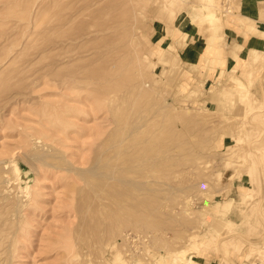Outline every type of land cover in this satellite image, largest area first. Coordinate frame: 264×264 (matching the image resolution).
Returning <instances> with one entry per match:
<instances>
[{"label":"rangeland","instance_id":"1","mask_svg":"<svg viewBox=\"0 0 264 264\" xmlns=\"http://www.w3.org/2000/svg\"><path fill=\"white\" fill-rule=\"evenodd\" d=\"M85 1L0 0V264H264V52L225 69L239 0ZM94 16L110 36L93 39ZM100 157L114 179L82 174Z\"/></svg>","mask_w":264,"mask_h":264},{"label":"bare ground","instance_id":"2","mask_svg":"<svg viewBox=\"0 0 264 264\" xmlns=\"http://www.w3.org/2000/svg\"><path fill=\"white\" fill-rule=\"evenodd\" d=\"M22 1H23V2H26V1L29 2V0H26V1L22 0ZM37 1H38V0H37ZM88 2H89V1L87 0V1H85V2H83V3H88ZM29 3H30V2H29ZM29 3H28V5L33 4V2L30 3V4H29ZM34 3H35V2H34ZM28 5H26V6H28ZM37 5H39V4L37 3ZM37 5H36V7H37ZM109 5H110V4L108 3V6H109ZM31 7H32V6H31ZM36 7H35V8H36ZM29 8H30V7H29ZM32 9H33V8H32ZM85 9L87 10V9H88V6L85 5V7H82L80 10H78L77 15L79 14V16H80L81 11H82V10H83V11H86ZM36 10H37V9H36ZM38 10H39V9H38ZM83 11H82V12H83ZM123 11H124V12H120L119 15H114L112 19H114V21L117 20V19H115V18H121V19L124 18V19H125V17H126V11H125V10H123ZM38 12H39V11H38ZM97 12H99V14H97V15L100 16V17L98 16L97 18L100 20L101 16L103 15V14H102V10L100 9V10H98ZM97 12H96V13H97ZM211 13H212V12H207V13L204 14V16L209 15V14H211ZM75 14H76V13H75ZM73 15H74V14H73ZM82 15H84V14H82ZM93 15H95V13H94ZM97 15H96V16H97ZM23 16H24V15H23ZM70 16H72V15H70ZM20 17H21V16H20ZM24 17H25V16H24ZM26 17H27V16H26ZM28 17H29V16H28ZM34 17H35V20H36V16H34ZM34 17H33V21H34ZM37 17H38V16H37ZM73 17H74V16H73ZM73 17H71V18L69 19L68 16H65V17L60 16V17H58V18H56V19L54 20V22H56V24L53 23V27H56V28H55L56 30H58V27H59V30H60V29L62 30V31H61V34H60V31H58L59 34H60V35L57 34L58 36H62V33L64 34V30H65L64 26L67 25V24H69V22L71 21V19H72ZM76 17H77V16H75V18H76ZM94 17H95V16H94ZM29 18H31V14H30V17H29ZM75 18H74V19H75ZM95 18H96V17H95ZM97 18H96V19H97ZM93 19H94V18H93ZM96 19H95V25H96V22H98V23H97L96 30H95V34H96L95 37H96V38H93V39H98V40H99V39H102V37H103V38H107V36H110V35H108L109 32H108V33L106 32V33H107V35H106L105 31H106L107 29H109V28H113L114 26H113L112 23H115V22H114V21L112 22V21H111L112 19L110 18L111 20H110V19H109V20H110L112 23H111V22L109 23V22L106 21L108 24L105 23L106 25H104V23H101V22H99L98 19H97V20H96ZM101 19H102V18H101ZM121 19H119L118 21H120ZM31 20H32V19H31ZM102 20H103V19H102ZM102 20H101V21H102ZM33 21H32V23H33ZM103 22H104V21H103ZM34 23H36V21H35ZM51 23H52V22H51ZM79 24L82 25V23H79ZM115 25H116V24H115ZM82 26H83V25H82ZM89 26H90V25H89ZM53 27H52L51 29H54ZM61 27H62V28H61ZM65 27H66V26H65ZM67 28H68V25H67ZM80 28H81V30H82V32L80 31V33H83V31H84L83 29H84L85 27L83 26V29H82V27H80ZM80 28L78 27L79 30H80ZM88 28H89V27H88ZM94 28H95V27H94ZM63 29H64V30H63ZM85 29H86V28H85ZM92 29H93V28H92ZM92 29H91V27H90L89 32H90V30H92ZM105 29H106V30H105ZM113 30H114V29H113ZM52 31H53V30H51V32H52ZM65 31H68V29L65 30ZM69 31H71V30H69ZM76 31H77V30H76ZM73 32H74V31H72V33H73ZM78 32H79V31H78ZM87 32H88V31H87ZM56 33H57V31H56L55 33H52V35H53V34L56 35ZM65 33H67V32H65ZM72 33H71V34H72ZM112 33H116V32H112ZM69 34H70V33H69ZM71 34H70V37H71ZM95 34H93V35H95ZM110 34H111V33H110ZM119 34H120V32H119ZM119 34H118V35H119ZM55 35L52 36V37L56 38L57 35H56V36H55ZM72 35H73V34H72ZM111 35L113 36V34H111ZM118 35H115V36H118ZM83 36H84V35H83ZM50 37H51V35H50ZM52 37L49 38V41L52 39ZM62 37H65V36H62ZM68 37H69V36H68ZM68 37H67V39H64L65 41L63 40L64 43H65V45H66V44L69 45V41H68L69 38H68ZM73 37H74V36H73ZM73 37H71V38H73ZM75 37H76V34H75ZM78 37H79V36H78ZM89 37H90V36H89ZM92 37H94V36H92ZM92 37H90V38L92 39ZM113 37H114V36H113ZM54 38H53V41H50V42H54V43H55V41H56V44H57V42H59V40L62 39V38H59V39H58V37H57V39L54 41ZM65 38H66V37H65ZM76 38H77V37H76ZM82 38H83V37H82ZM82 38H80V39H82ZM90 38H89L88 40H90ZM74 39H75V38H74ZM84 39H86V38H84ZM108 39H109V38H108ZM108 39H107V41H106V39H103V40L106 41V42H108ZM114 39H115V37H114V38L110 37V39H109V40H110L109 42H111V44H110V43H108V44L111 45V49H114V47H115V46H114V42H115ZM57 40H58V41H57ZM117 40H118V38H117ZM47 42H48V39H47V41H46V43H45L46 45H47ZM81 42H83V41H80V43H81ZM106 42H105V43H106ZM116 42H117V41H116ZM40 43H41V42H40ZM43 43H44V42H42V44L40 45L41 47L39 46L40 48H42V45H43V47H45ZM61 43H62V42H61ZM64 43H62V44H64ZM70 43H71V45H75V44H72L73 42H70ZM103 43H104V42H103ZM103 43H102V44H103ZM105 43H104V45H105ZM56 44H53V45H54V49H53V50H56V49H55V48H56V47H55ZM77 44H78V43H77ZM77 44H76V46H78ZM86 44H87V43H86ZM86 44H82V47H84V45H85V46L88 45V44H87V45H86ZM108 44H106V45H108ZM48 45H50V43H48ZM71 45H69V46H71ZM118 45H119V44H118ZM56 46H57V45H56ZM59 46H60V45H59ZM63 46H64V45H62V46H60V47L62 48ZM66 46H67V45H66ZM69 46H68V47H69ZM76 46H75V47H76ZM101 46H102V45H101ZM60 47H59V48H60ZM68 47H66V48L68 49ZM99 47H100V46H99ZM45 48H46V47H45ZM66 48H65V46H64V49H65V50H67ZM69 48H70V49L72 48L71 51H70V49H68L70 52H72V50H73V51H74V54L76 53V52H75V49H76L77 47H76L75 49H74V47H69ZM78 48H79V50L82 49V48L80 49V45L78 46ZM47 49H48V48H47ZM62 49H63V48H62ZM88 49H89V48H88ZM90 49H91V48H90ZM43 51H45V50H42L41 52H43ZM51 51H52V49H51ZM83 51H85V50L83 49ZM83 51H81V52L79 51V52L82 53ZM87 51H88V50H87ZM87 51H86V52H87ZM45 52H47V51H45ZM67 52H68V51H67ZM67 52H65V54H67ZM70 52H68V53H70ZM93 52H94V51H93ZM95 52H97V53H92V54H94L93 56H95V55L97 56V55H98V51H95ZM43 53H44V52H43ZM51 53H52V52H51ZM51 53H49L48 56H51V55H50ZM52 54H53V53H52ZM65 54H63V55L65 56ZM74 54H73V55H74ZM90 54H91V53H90ZM38 55H40V54L38 53ZM42 55L46 56L47 54L44 53V54H42ZM63 55H58V56H57V55H52V57L55 56V58H56V57L59 58V56H61V59H62V57L64 58ZM67 55H68V54H67ZM70 55L72 56V54H70ZM99 55H100V54H99ZM88 56H89V55H88ZM93 56L91 55L90 57L92 58ZM82 57H85V54L82 55ZM90 57H87V58L91 59ZM98 57L100 58V56H98ZM39 58H40V56H39ZM46 58H47V56H46ZM80 58H81V57H80ZM80 58H79V59H80ZM87 58H84V59H86V60L88 61ZM41 59H42V58H41ZM59 59H60V58H59ZM61 59H60V60H61ZM75 59H76L75 61H77L78 56H77V58H75ZM79 59H78V61H79ZM81 59H83V58H81ZM81 59H80V60H81ZM44 60H45V59H44ZM46 60H48V59H46ZM53 60H55V59L53 58ZM53 60L50 59L51 62H52ZM57 60H58V59H56L55 62H57ZM66 60H67V59H66ZM92 60H93V59H92ZM92 60H90L89 62H91ZM94 60H96V59L94 58ZM94 60H93V62H94ZM97 60H98V58H97ZM64 61H65V60H64ZM72 61H73V62H72ZM78 61H77V63H78ZM81 61H82V60H81ZM81 61H80V62H81ZM58 62H59V60H58ZM89 62H88V63H89ZM61 63H62V62H61ZM65 63H67L68 65H69V64L71 65V63H72V66H73V64H74V65L76 64V63H74V60H72V59H68L67 61H65ZM82 63L85 64V63H87V62H82ZM91 63H92V62H91ZM91 63H89L90 66H94V64H96V61H95V63H92V64H91ZM55 64H56V63H53V64H50V65H49V63H48L49 67H50L51 65H52V66L54 65V67H58V66H55ZM62 64H63V63H62ZM62 64H58L59 67H61V68H57V69H59V70L62 69ZM79 64H80V63H79ZM79 64H78V65H79ZM60 65H61V66H60ZM65 65H66V64H65ZM65 65L63 66V69H64V68H67V67H68V68H71V67H72V66L69 67V66H65ZM81 65H83V64H81ZM84 66H86V64L83 65V68H84ZM87 66H89V65H87ZM44 67H45V66H44ZM46 67H48V66L46 65ZM46 67H45V68H46ZM81 67H82V66H81ZM95 67H96V65H95ZM74 68H78V66H75ZM90 68H91V67H90ZM90 68H88V70H86V71H87V72H88V71H89V72H90V71H91V72H94L96 75L100 74L99 71H98V72L96 71L97 68H96V69L93 68L94 70H92V69H90ZM48 69L50 70L51 68H48ZM63 69H62V70H63ZM78 69L80 70V68H78ZM78 69H77V71L79 72ZM85 69H86V68H85ZM89 69H90V70H89ZM98 69H99V67H98ZM98 69H97V70H98ZM75 70H76V69H75ZM75 70H74V71H75ZM82 70H83V69L81 68V71H82ZM42 71H43V70H42ZM72 71H73V70H72ZM72 71H71V72H72ZM74 71H73V72H74ZM60 72H61V70H60ZM75 72H76V71H75ZM84 72H85V71H84ZM84 72H83V74H82L81 72H79V73L83 76V75H84ZM74 75H77V74H74ZM141 86H142V85H141ZM145 95H146V94H145ZM161 131H162V130H161ZM150 135H151V134H150ZM157 135H158V134H157ZM178 136H179V135H178ZM152 141H153V140H152ZM177 143H178V141H177ZM157 144H158V143H157ZM175 145H176V144H175ZM156 148H157V147H156ZM161 148H162V147H161ZM173 148H174V147H173ZM154 150H155V149H154ZM157 151H159V149H158ZM144 155H145V154H144ZM33 156H34V155H33ZM171 156H172V155H171ZM36 157H37V156H36ZM39 157H40V156H39ZM42 157H43V154H42ZM42 157H40V159H41ZM44 157H45V156H44ZM169 157H170V156H169ZM34 158H35V156H34ZM35 159H36V158H35ZM42 159H43V158H42ZM42 159H41V160H42ZM167 161H168V160H167ZM163 162H164V161H163ZM171 163H172V162H171ZM178 163H179V162H178ZM168 164H169V163H168ZM165 165H166V164H165ZM178 165H179V164H178ZM130 166H131V165H130ZM106 169L109 170V165L106 164V163H104V162H103V159L100 157V158H97V159L94 161V163H93V165L90 167V169L86 170V172H84V173L82 172V174H84L85 177H87V178H91V177H92V178H100V177H104V178H105V177H106V178H113V175L110 176V175L108 174V172L106 171ZM136 169H138V168H136ZM136 169H135V171H137ZM158 169H159V168H158ZM166 169H167V168H166ZM129 170H130V169H129ZM131 170H132V169H131ZM149 170H150V169H149ZM14 171H15V172H16V171H20L19 167L17 168L16 166H14ZM127 171H128V170H127ZM138 172H139V171H138ZM148 172H150V173H148ZM158 172H159V171H158ZM125 173H126V172H125ZM153 173H155L156 175L159 176V174H157L156 171H155V172H151V170H150V171H147V173L144 175V177H146V178H145L143 181H148V182H149V181H154V179H153V180L150 179V177L154 176ZM159 173H160V172H159ZM161 173H163V172L161 171ZM165 173H166V176H167V172H165ZM115 174H116V173H115ZM135 175H136V174H135ZM138 176H140V175H138ZM138 176H136V177H138ZM17 177H20V174H19ZM115 178H116V177H115ZM133 178H134V180H135V177H133ZM113 179H114V178H113ZM146 179H147V180H146ZM158 179H160V178H158ZM118 180H119V181H130V180H128V179H125V178L123 177V175H120V176L118 177ZM113 181H114V180H113ZM137 181H138V180H137ZM19 182H20V181H19ZM24 182H25V181H24ZM26 182H28V181H26ZM116 182H117V181H116ZM97 183H98V182H97ZM101 184H102V183H101ZM127 184H128V183H127ZM154 184H155V183H154ZM6 185H7V184H6ZM25 185H26V184H25ZM27 185L29 186L28 183H27ZM159 185H160V184H159ZM144 186H145V184H144ZM14 187H15V186H14ZM141 187H142V186H141ZM19 188H21V186H20ZM26 188H27V186L25 187V189H26ZM154 188H155V187H154ZM21 189H22V188H21ZM106 189H107V188H106ZM3 190H4V189H3ZM14 190H15V189H14ZM149 190H150V189H149ZM1 191H2V190H1ZM95 191H96V190H95ZM97 191H98V190H97ZM97 191H96V192H97ZM99 191H100V190H99ZM143 191H144V190H143ZM10 192H11V194H12V190H11ZM91 192H92V191H91ZM102 192H103V191H102ZM133 192H134V191H133ZM0 193H1V192H0ZM2 193H3V192H2ZM7 193H8V195L10 196V193H9V192H7ZM83 193H84V192H83ZM85 193H86V192H85ZM88 193H89V192H87L86 195H87ZM129 193H130V192H129ZM3 194H6V193H3ZM3 194H2V195H3ZM93 194H94V193L92 192V193H91V196H95V194H94V195H93ZM111 194H112V193H111ZM2 195H1V197H2ZM8 195H7V196H8ZM83 195H84V194H83ZM101 195H102V194H101ZM114 195H115V194H114ZM139 195H140V194H139ZM128 196H129V195H128ZM142 196H145V195L142 194ZM3 197H6V196L4 195ZM3 197H2V198H3ZM13 197H14V196H13ZM103 197H104V195H103ZM103 197H102V198H103ZM8 198L10 199V197H8ZM21 198H22V197H21ZM86 198H87V199L89 198L88 195H87ZM104 198H105V197H104ZM0 199H1V198H0ZM12 199H13V198L11 197V200H12ZM14 199H15V197H14ZM92 199H93V198H92ZM95 199H97V198H95ZM95 199H93V200H95ZM2 200H3V201H2ZM2 200H1V202L4 203V199H2ZM7 200H8V199H7ZM11 200H10V201H11ZM16 200H18V199L16 198ZM26 200H27V199H26ZM81 200H82V199H81ZM93 200H90V203H91V201H92V202H95V201H96V200H95V201H93ZM12 201H13V200H12ZM19 201H21V200H19ZM84 201H85V199H84ZM7 202H9V201H7ZM16 202H17V201H16ZM22 202H23V201H22ZM77 202H79V201H77ZM81 202H82V201H81ZM97 202H98V201H97ZM27 203H28V202H27ZM79 203H80V202H79ZM83 203H85V202H83ZM90 203H89V204H90ZM98 203H100V202H98ZM116 203H117V202H116ZM8 204H9V203H8ZM12 204H13V203H12ZM25 204H26V203H25ZM85 204H86V203H85ZM85 204H83L84 206H82V204H81V207H83V208L86 207V206L88 205V202H87L86 205H85ZM0 205H1V204H0ZM2 205H4V204H2ZM9 205L11 206V204H9ZM22 205H23V204H21V206H22ZM26 205H28V204H26ZM92 205H93V208H92ZM92 205H91V208H89V209H92V211H93V210H94V211L97 210V208L94 207V206H96V205H94V203H92ZM119 205H120V204H119ZM13 206H14V204H13ZM16 206H17V203H16ZM19 206H20V205H19ZM26 207H27V206H26ZM26 207H24V208H26ZM77 207H80V206H77ZM81 207L79 208V214H80V209H81ZM89 207H90V206H89ZM0 208H2V207L0 206ZM3 208H4V207H3ZM10 208H13V207L11 206ZM87 208H88V207H87ZM8 209H9V207H8ZM15 209H16V208H15ZM17 209H18V208H17ZM17 209H16V210H17ZM6 210H7V209H6ZM12 210H13V209H12ZM82 210H83V209H82ZM82 210H81V211H82ZM85 210L87 211V209H84L83 212L86 213ZM2 211H3V210H2ZM4 211H5V210H4ZM22 211H23V210H22ZM22 211H21V212H22ZM92 211H91L90 213H92ZM21 212H19V213L17 212V213L21 215ZM96 212L98 213V211H96ZM96 212H95V213H96ZM5 213L7 214L6 211H5ZM8 213H9V212H8ZM14 213H16V212H14ZM85 213H83V216H84ZM88 213H89V212H88ZM95 213H93V215H97V214H95ZM13 215H14V214H13ZM20 215H18V216L16 215V216H17L16 218L19 217V218L21 219L22 216L20 217ZM22 215H23V214H22ZM85 215H86V214H85ZM5 216H6V215H5ZM7 216H8V214H7ZM83 216H82V217H83ZM11 217H12V215L10 214V217H9V218L11 219ZM82 217H81V219L83 220ZM84 217H85V216H84ZM1 218H2V217H1ZM14 218H15V217H14ZM19 218H18L17 220H19ZM5 219H6V217H5ZM10 219H9V220H10ZM12 219H13V218H12ZM2 220H3V219H1V221H2ZM84 220H85V219H84ZM4 221H5V220H4ZM4 221H3V222H4ZM10 221H11V220H10ZM99 221H100V220H99ZM16 222H17V221H16ZM4 223H5V222H4ZM8 223H9V222H8ZM111 223L113 224V222H111ZM112 224H111V225H112ZM114 224H115V223H114ZM116 224H117V223H116ZM1 226H2V223H1ZM1 226H0V227H1ZM10 226H11V225H10ZM8 227H9V226H8ZM11 227H12V226H11ZM109 227H110V226H109ZM111 227H112V226H111ZM114 227H116V226L114 225V226H113V229H114ZM1 228H2V227H1ZM3 228H4V226H3ZM3 228L0 230V233H2L3 230H4V231L7 230L6 228H5V229H3ZM8 229H9V228H8ZM10 229H11V228H10ZM111 229H112V228H111ZM16 230H17V229H16ZM118 230H119V229H118ZM9 231L11 232L12 229L9 230ZM13 231H14V230H13ZM129 232H130V231H129ZM4 233L6 234V231H5ZM15 233H16V231H15ZM9 234H10V233H9ZM9 234H8V236L11 238V235H9ZM6 235H7V234H6ZM128 235H129V234H128ZM0 236H2V235H0ZM8 236H5V237H8ZM13 236H14V232H13ZM126 236H127V235H126ZM2 237H3V236H2ZM2 237H0V245H1V243H3V242L1 241V238H2ZM10 238H8V239H10ZM130 238H131V237H130ZM2 239H3V238H2ZM7 241H8V240H7ZM7 245L10 246L9 243H8ZM136 247H137V246H136ZM4 248H5V247H4ZM4 248H3V249H4ZM6 249H7V248H6ZM6 249H5V250H6ZM10 251H11V250H10ZM1 262H2V261H1ZM1 262H0V263H1ZM3 262H4V261H3Z\"/></svg>","mask_w":264,"mask_h":264},{"label":"crops","instance_id":"3","mask_svg":"<svg viewBox=\"0 0 264 264\" xmlns=\"http://www.w3.org/2000/svg\"><path fill=\"white\" fill-rule=\"evenodd\" d=\"M239 17L230 18L225 21L223 28V38L225 41V69L228 68L234 60L235 55L241 58H248L253 51L264 52V0H239L238 11ZM178 30H181L177 27ZM192 33V32H191ZM195 33V32H194ZM191 35H196V34ZM218 37L214 38L215 46L208 49L210 57L213 49H218ZM204 39L195 38V43H189L184 46L187 50L186 58L191 62L199 59L205 49ZM211 58L215 59L216 63L211 72V76H217L221 73L222 68L218 65L217 54H211ZM197 264H202L198 262Z\"/></svg>","mask_w":264,"mask_h":264}]
</instances>
